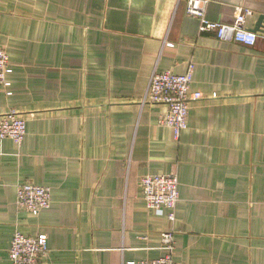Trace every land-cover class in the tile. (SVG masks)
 Returning <instances> with one entry per match:
<instances>
[{"label": "crops", "instance_id": "1", "mask_svg": "<svg viewBox=\"0 0 264 264\" xmlns=\"http://www.w3.org/2000/svg\"><path fill=\"white\" fill-rule=\"evenodd\" d=\"M185 0H0L8 86L0 115L20 113V145L0 139V264L16 232L44 237L41 264H264V0H208L231 25L246 9L252 47L198 32ZM262 35V36H261ZM170 44V46H167ZM192 65L187 128L175 141L144 103L154 71ZM175 172L174 221L149 213L139 186ZM48 187L49 209L20 210L16 189Z\"/></svg>", "mask_w": 264, "mask_h": 264}, {"label": "built area", "instance_id": "2", "mask_svg": "<svg viewBox=\"0 0 264 264\" xmlns=\"http://www.w3.org/2000/svg\"><path fill=\"white\" fill-rule=\"evenodd\" d=\"M181 1V0H177ZM185 13L188 17L199 22L198 32H213L218 40L232 41L247 47H252L258 34L245 27L246 17L251 11L237 10L231 25L213 22L206 19L208 0H185ZM264 35V34H263ZM262 36V35H261ZM264 37V36H262ZM170 46V44H167ZM192 65L183 75H174L168 71H154L150 77L144 103L162 104L166 112L158 119V124L168 127L172 131L175 141L181 132L187 128L189 103L202 96L199 93L189 95L192 78ZM11 73L9 57L0 48V85L8 86L7 75ZM25 135V122L16 110H9L0 115V139H8L20 145ZM143 200L149 213L162 215L167 212L170 221H174L175 210L179 200L178 179L175 172L146 175L139 180ZM16 203L20 210L37 213L49 209L51 205V191L48 187L25 184L16 189ZM161 249L165 255L151 261H138L127 264H181L174 259V234L172 231L160 235ZM48 248L44 237H26L16 232L8 249V259L11 264H41L48 256Z\"/></svg>", "mask_w": 264, "mask_h": 264}, {"label": "water", "instance_id": "3", "mask_svg": "<svg viewBox=\"0 0 264 264\" xmlns=\"http://www.w3.org/2000/svg\"><path fill=\"white\" fill-rule=\"evenodd\" d=\"M264 33V31H262Z\"/></svg>", "mask_w": 264, "mask_h": 264}]
</instances>
